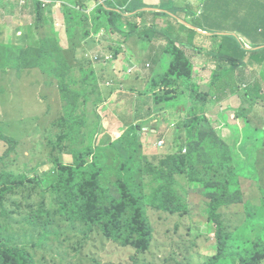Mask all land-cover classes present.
<instances>
[{"label":"rangeland","instance_id":"374dc122","mask_svg":"<svg viewBox=\"0 0 264 264\" xmlns=\"http://www.w3.org/2000/svg\"><path fill=\"white\" fill-rule=\"evenodd\" d=\"M23 3L20 4V0H0V138L5 136L17 141L5 144L0 139V171L4 169L15 178H24L23 185L16 186L0 205V213L5 211V218L0 216V222L9 246L24 248L33 257L34 264H205L218 251L217 229L209 220L208 203L217 194L216 187L223 176L229 174H233L230 182L234 189L219 210L225 231L230 237L238 238L244 227L253 228L260 222L259 229L264 236V68L260 73L259 68L254 69L253 65L237 67L227 77L236 92L227 96L221 95L217 87L212 88L211 85V91L207 92L204 88L208 87L203 83L208 79L199 77L203 88L190 93L189 103L185 107H176L171 119L162 112L160 116L165 120H160L159 124L155 122L150 75L137 80L135 73L132 74L133 68L123 65L117 68L116 62L105 65L106 71L99 68L103 69L100 76L109 79L99 80L103 101L97 107H93L92 102L88 104V116L93 119L94 114L90 112H97L102 118V106L115 109V105L122 103L125 110L119 109L114 115L122 128L119 130L118 126L112 128L108 122L104 123L100 127L102 130L90 141L87 129L67 131L69 125L65 113L69 110L73 114L78 105L77 113L80 115L82 97H74L75 94L82 95L80 70L93 64V49L87 47L77 52L75 57L67 55L73 61L70 62L72 71L57 59L54 70L59 80L51 79L49 84L48 78L41 73H47L46 67L54 64L51 61L56 59L54 53L49 52L48 43L40 49L42 57L32 58L34 67L31 70L11 68L16 59V64L20 62L21 65L27 58L29 60L22 50L35 48L42 35H58L55 40L66 44V22L61 3V10L56 8V3L55 7H48L43 13L47 18L44 30L38 25L34 0L30 1L33 7L28 6L29 0ZM69 4L74 5L71 1ZM90 8L97 12L95 4ZM113 8L111 11L115 13L117 7ZM91 14H85L88 23L80 25L89 34L87 41L92 38L113 44L122 41L123 36L116 35L112 39L108 21L96 22V16L93 18ZM206 17L208 15L201 18L203 24L214 35L225 37L221 40L214 38L213 41H233L226 36L242 37L241 40L247 41L245 37L231 33L236 28L234 22L212 24ZM72 20L78 24L84 18L75 15ZM134 30L137 29L126 28L127 34ZM147 30L156 36L154 28ZM223 30L225 32L218 33ZM113 32L116 33L115 28ZM144 41H154V38ZM241 43L238 39L234 43L237 54ZM223 55L232 56V52ZM143 62L139 60L132 65H142ZM218 65L226 70L229 68L227 62ZM68 76L75 79H67ZM61 79H64L62 86ZM212 79L208 84H212ZM226 80H221L219 86L225 87ZM144 90L147 91L144 93ZM94 98V95L90 97L91 100ZM147 101L150 104H146ZM132 103L134 107L143 104L138 113L130 107ZM163 108L157 105L156 114ZM149 110L152 117L145 115ZM171 121L174 124H170ZM164 122L170 125L164 128ZM180 124L190 128L181 132ZM134 126L139 128L138 136L136 133L127 134L129 140L118 143L117 148L110 147L112 141H118L125 135V132H120L122 129L128 128L129 132L131 128L135 129ZM181 133L185 143L183 154L190 160L186 162V174L176 176L174 188L185 208L169 200L165 191L153 194L150 190L159 171L166 167L164 161L167 156L170 158L178 153L176 144ZM89 145L93 153L84 157L85 163L79 171L91 173V164L97 162L98 168L104 170L100 183L108 196L122 200L126 195L123 190L128 185L131 192L126 197L134 198L133 202L138 196L143 197L140 200L151 228L148 246L142 242L124 246L105 236L98 226L86 224V219L74 217L69 223L66 213L61 214L60 203L65 202V196L61 189L58 191L59 186L54 192L53 182L60 166L77 168L71 150H84ZM201 174L212 178L215 185L211 189L204 183L193 181L196 175ZM73 178V185L82 184L86 179L76 170ZM61 185L65 186L64 183ZM80 204L84 201L80 200ZM138 207L141 206L138 204ZM0 264H3L1 257Z\"/></svg>","mask_w":264,"mask_h":264},{"label":"trees","instance_id":"16d2710c","mask_svg":"<svg viewBox=\"0 0 264 264\" xmlns=\"http://www.w3.org/2000/svg\"><path fill=\"white\" fill-rule=\"evenodd\" d=\"M42 1H50L53 3H61L64 11V18L66 22V36L68 39V51H64L58 41H56V37L54 34H46L42 35L39 39L40 41H36L37 44L32 47L33 49L26 48L23 51L24 54L29 56L26 59V63L13 65V69L28 70L32 69L33 63L32 58L35 56H43V45L46 43L50 44V53L53 52L56 56L51 62L54 64H49L46 67V72H42L38 67V70L41 71L43 75H45L47 79V84L50 83L51 79L59 80L56 75L55 67L57 66V59L63 61L65 66L71 68L70 62L72 60L68 59L67 55L75 57L77 52L83 51L82 44L85 43L89 34L84 32L85 27H80V25L88 23V17L85 15L87 11L90 10L91 4L100 3L99 7H97V12H91V16L94 18L96 16V22L102 21V23H106L111 26V32L113 33V28L115 31L120 30V27L123 23L127 25H131L134 23V19L131 17H125L122 13H112L113 7L117 4V0H34V9L37 10L38 15V25L42 30L46 28L47 18L44 17L43 13L45 10L42 7ZM69 1L73 2L74 5H70ZM251 1V2H250ZM67 2V5L65 4ZM108 2V3H107ZM227 5L229 7L228 12L225 15L224 19H220L223 24L227 22H234L236 28L232 30L231 33L239 34L247 39V41H264V0H242L241 6L235 4L234 0H227ZM33 7V5H32ZM216 7H221L220 4H215L214 7H210L217 11ZM134 10H128V13H132ZM212 10H209L210 19L209 21L212 24H222L217 20V16H212ZM258 14V15H256ZM82 16L84 20L81 23H72L73 16ZM87 20V21H86ZM105 25V24H104ZM113 27V28H112ZM79 29V32L76 31ZM54 32V31H53ZM192 34V38H195L197 32L189 31ZM213 32V31H212ZM218 31V33H223ZM120 33V32H118ZM214 33V32H213ZM133 34V31H130V35ZM216 35V34H215ZM226 39L240 41V37L237 39L234 37L226 36ZM177 41V40H175ZM174 39H169L168 46V55L171 58L170 66L166 73L152 80L151 82V90L154 91V102L156 105L167 104L178 100L180 96H178L179 91L184 89L186 92L192 93L194 91H199V87L193 82L194 80V67L191 61L187 58L186 54L177 48V42ZM264 43V42H263ZM264 46V45H263ZM261 47L256 45V54L259 56L261 53ZM39 50V51H38ZM108 50L112 52L113 47H108ZM264 51V50H263ZM117 52V50H116ZM117 56V54H116ZM38 58V57H37ZM247 59V52L245 51V47L241 45L239 54L236 53V56H227L224 61L228 63L229 70H224L221 74H218L213 78V82L211 84L212 88L218 89L221 95L227 96L228 94H233L235 92L234 86L230 85L227 77L233 74L237 67H245ZM39 61V58H38ZM68 62V64H67ZM259 62V60H258ZM88 64V63H87ZM20 65V66H19ZM37 68V67H35ZM93 67L92 65L88 68H83L80 70V78L83 82L82 86V95L75 94V98H81L80 104V115H78L77 111L79 110V106L77 105L74 108L73 114L68 110L65 113L66 118L68 119L66 123H68V132L71 131H79L84 129L88 130L87 135L90 137L91 141L92 137L97 135L102 127V124L108 122L110 127L115 128L118 126L119 130L122 128L119 125V120L114 115L117 114V110L121 109L120 105H116L115 111L108 110L105 106L101 107V111L103 112V117L94 112H90L93 115V119L88 116L89 106L92 102L93 107H97L102 103L103 97L102 92L99 88V80L108 81L109 79L103 78L100 76L106 69L104 66ZM99 68H103L100 70ZM48 70L50 72H48ZM89 70V73H87ZM97 70L98 73L95 71ZM97 74L99 76L97 77ZM71 79L75 77L68 76L67 79ZM227 79V80H226ZM62 80H60V85L62 86ZM226 80V86L220 87V81ZM75 81V80H74ZM224 88V89H223ZM218 93V92H217ZM89 95V97H88ZM94 95L95 98L93 100L90 97ZM177 96V97H176ZM193 98V96H192ZM148 104V102H146ZM154 104V105H155ZM155 105V106H156ZM141 108H137L138 110ZM88 110V111H87ZM95 111V110H94ZM145 115H151V111H148ZM144 117V116H140ZM121 118V117H119ZM137 118V117H136ZM64 120V119H63ZM200 122V120H198ZM181 125V124H180ZM121 127V128H120ZM135 127V126H134ZM137 127V128H136ZM135 129L131 128L129 132L127 129L120 131L121 133L125 132L124 136L118 141H112L113 144L110 145L111 148H117L118 143L126 142L130 138H127L126 135L135 134L137 135L139 128L136 126ZM99 128V129H98ZM190 128L189 125H181L179 126V130L182 132L184 129ZM119 132V131H117ZM1 134V133H0ZM176 135V133H175ZM138 136V135H137ZM2 141L5 144H9V142L16 143L17 141L11 138H7L5 136L1 137ZM60 137L57 138L59 141ZM63 138H61L62 140ZM128 144H131V141H128ZM177 154L172 155L170 158H166L164 169L159 171L158 177L156 178V182L151 187V192L156 194L158 192L163 193L166 192L167 197L171 201H176L177 205L181 208H185L182 203V199L178 196L174 185L177 182V175L186 174V162L190 160V158L183 154L185 150V143L183 134L179 135V139L177 141ZM74 158V162L77 165L75 169L77 174L82 178H86L82 184H74L73 173L75 170L71 167H62L60 166L59 172L57 174V179L53 182L52 189L54 192L58 188V191L61 189V192L65 196V202H61L62 212L64 215L66 213V221L72 223L73 218H81L86 219V224H91L92 226H98L103 234L109 238H111L114 242L121 243L124 246H128L132 243L139 242L143 245L148 246L150 242V231L151 228L147 222L146 213L144 207L142 206L141 198L142 196H138L136 201L133 202L134 198L126 197L127 193L131 192L129 186H126V190H123V193L126 194L122 200H118L117 198L111 197L107 195L106 189L100 183V175L104 171L103 169L98 168V163H92L91 168L93 171L88 174H84V172H80L81 166L85 163L83 160L85 156L88 154H92V149L89 146H86L84 150H71ZM89 151V153H88ZM183 154V155H182ZM2 157V156H0ZM134 157V161H136ZM169 160V161H168ZM168 161V162H167ZM0 205L4 202L6 195L12 192L16 186H21L24 183L23 176L20 178H15L14 175H11L10 172L5 171L4 169L0 171ZM68 173V176H66ZM233 174L223 176V179L216 187V193L208 203L209 207V220L215 225L217 229V245L218 251L215 256H213L208 262L205 264H263L264 263V236L261 234V230L259 229L260 222L258 225H254L253 228L244 227V230L240 232L238 238L230 237L229 234L225 231L224 222L219 214V210L224 205V200L230 196V191L234 189V185L231 184V177ZM197 178H193L195 183L205 184L207 188L211 189L215 185L214 181L209 176L196 175ZM65 186H62L63 184ZM156 185L158 188H156ZM156 199V198H154ZM80 200L84 201V204H80ZM159 200V199H157ZM138 204L141 206L138 207ZM69 207V208H68ZM156 207V206H153ZM5 211L0 213V216L5 218ZM40 219V217H38ZM3 225L0 222V257L2 258L3 264H34L33 257L29 252H27L22 247L9 246L7 241L5 240V236L3 234Z\"/></svg>","mask_w":264,"mask_h":264},{"label":"crops","instance_id":"0c3cea01","mask_svg":"<svg viewBox=\"0 0 264 264\" xmlns=\"http://www.w3.org/2000/svg\"><path fill=\"white\" fill-rule=\"evenodd\" d=\"M130 1H134L132 9L134 10L133 12H135V16L137 17H131L130 14H127V6L129 3H131ZM234 1L235 4L241 6L242 0ZM247 1L249 2V0ZM216 3L220 4L221 7H216L217 11H214V9L211 8L214 7ZM117 4L120 5L119 10L125 13V17L133 18L134 23L130 26L125 23L124 25H122L125 41H121L119 43L121 50H119V56L117 60H115L116 66H118L117 68H119L121 65L128 66L130 68L138 67V71L135 73L137 80H141L143 75L146 76V74H149L150 78H152L153 80L154 78L156 79L158 77H161L166 73L171 62V58L167 53L169 39L171 38L174 39V41L177 40L175 41L177 42V48L183 51L186 54L187 58L191 61L194 67L193 82L199 87V89H202L203 86L199 83L198 78L203 77L208 79L203 83L204 85H206V87H208L204 88L205 90H207V92L211 91L209 88L211 84H208L209 80L226 70V68H219L220 65H218L220 62H225L224 59L226 58V56H224L223 53L228 54L232 52V56H236V49L234 45L236 41H213L214 38H218L221 40L225 39V37L214 35L213 32L208 29V26L203 24L201 19L206 15H209V10L214 11L212 12V16L214 17L215 13L218 21H220V19H224L226 13L229 10L227 0H117ZM56 8L58 10H61V6H59V4ZM206 18L209 21L210 16ZM220 22L222 23V21ZM127 27L135 28L137 30H134L132 35H126ZM147 28H154L156 36L152 34L150 30L148 31ZM189 31L197 32L195 38H192V34ZM65 38V45L61 44V41H58V43L64 51H68L67 36H65ZM150 38H154V41H144ZM240 41H242L241 44L245 47V51L247 52V59L245 62L246 66L248 64L249 66L253 65L252 67L254 69L259 68V70L261 71L260 73H262V70L264 68V41ZM109 45L110 43H107L106 41V49H108ZM256 45L262 46L259 56L256 54ZM87 47H92V49L94 50L96 47L102 46H99L97 44L93 45V40H90L84 43L83 51ZM134 58L136 60H134ZM138 59L144 61L143 64L133 66L132 64L136 63V61H139ZM259 59L261 63L258 62ZM147 66H150V69H147ZM219 69L221 72L218 71ZM116 81L119 82V80ZM131 83L134 84L135 82L132 81ZM146 91L147 90H144V93ZM150 94H152L151 90ZM190 95L191 94L189 92H186L184 89L180 90L178 94V96H180L179 99L170 102L169 104L159 105L160 107L164 108L162 109V111L161 109H159L158 111L160 112H158L157 114L155 111L157 110L155 109L157 105H154V116L156 117L155 122H159V124H161L160 120H165V118L160 116L162 115V112L164 116H167L169 117L168 119H171V113L175 111L176 107H185L187 103H189V101L191 100ZM149 97L150 96H148L147 98ZM147 102L148 104H150V101ZM142 105L143 104H138L136 107H134L132 103L130 107H132L134 113H136L137 108ZM120 106L121 109H124L122 103ZM108 110L113 109H107V111ZM150 117H152V114ZM170 124H174V122L171 121ZM170 124L168 122H164V128ZM159 130H162V128H160Z\"/></svg>","mask_w":264,"mask_h":264},{"label":"clouds","instance_id":"9594fccd","mask_svg":"<svg viewBox=\"0 0 264 264\" xmlns=\"http://www.w3.org/2000/svg\"><path fill=\"white\" fill-rule=\"evenodd\" d=\"M23 1H25V0H20V4H24L23 3ZM30 1L31 0H29V5L28 6H32V4L30 3ZM212 1V0H211ZM214 1V0H213ZM109 2H111L110 0H109ZM131 3H129L128 4V6H127V14H130L131 16L134 14L135 15V12H132V13H128V9H131L130 11H132L133 9H132V7H133V2L134 1H130ZM42 3H43V5H42V7H43V9L44 10H48V7L49 8H53V7H55L56 6V3H53V2H50V1H42ZM108 3V2H107ZM57 4H59V3H57ZM95 4V3H94ZM92 5V4H91ZM97 7H99V5H100V3H96L95 4ZM118 5V6H117ZM116 7H117V11L115 12V13H122V14H124V16H125V13L124 12H121L120 10H119V7H120V5L119 4H116L115 5ZM93 11V9H91L90 8V10L89 11H87V14L89 13H91ZM133 15V16H134ZM122 25H124V23L122 24ZM121 28H123L122 26H121ZM66 30V29H65ZM123 30V29H122ZM120 32H123V31H121L120 30ZM113 35H112V39H114V36H119V37H122V41H125V38H124V33H118V32H116V33H112ZM126 35H130V32L128 33V34H126ZM125 35V36H126ZM116 36V37H117ZM89 40H93V45H99V46H102V47H96L94 50H93V52H92V54H93V58H92V65H93V67L94 66H105V65H113L114 64V62H115V60H117V56H119V50H121V48H120V46H119V43L120 42H118V43H116V44H113V43H110V45L108 46V47H113V50H112V52H110L109 50H107L106 49V47H105V42L107 41V40H96L95 38H92V39H89ZM84 46V43L82 44V47ZM116 50H117V52H116ZM116 54H117V56H116ZM150 68V66H147V69H149ZM132 71V74L133 73H136L137 71H138V69H137V67H133V69L131 70ZM167 104H169V103H167Z\"/></svg>","mask_w":264,"mask_h":264}]
</instances>
